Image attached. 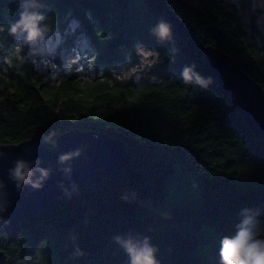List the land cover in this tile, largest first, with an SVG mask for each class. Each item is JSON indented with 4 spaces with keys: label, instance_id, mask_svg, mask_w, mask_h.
I'll return each instance as SVG.
<instances>
[{
    "label": "trees",
    "instance_id": "obj_1",
    "mask_svg": "<svg viewBox=\"0 0 264 264\" xmlns=\"http://www.w3.org/2000/svg\"><path fill=\"white\" fill-rule=\"evenodd\" d=\"M27 2L46 15L47 37L63 39L55 65L85 50L101 78L62 70L51 86L32 63L0 72V145L42 135L50 146L73 129L104 133L125 143L131 176L120 187L106 181L82 189L0 233V264L34 253L39 264H128L112 237L129 233L150 236L161 264H219L220 239L235 231L239 210L264 211V144L222 90L203 48L227 53L264 89V46L225 16L219 0ZM17 3L0 0V26L18 19ZM160 21L171 26L163 41L151 31ZM137 48L156 60L137 79L142 87L113 74L136 62ZM192 65L212 78L206 89L182 84V69ZM76 245L83 257H72Z\"/></svg>",
    "mask_w": 264,
    "mask_h": 264
},
{
    "label": "water",
    "instance_id": "obj_2",
    "mask_svg": "<svg viewBox=\"0 0 264 264\" xmlns=\"http://www.w3.org/2000/svg\"><path fill=\"white\" fill-rule=\"evenodd\" d=\"M203 51L222 90L264 144V89L227 53L213 47H205ZM77 150L80 151L79 156L59 164L62 154ZM0 152L3 153L0 156V180L6 185L3 191L8 193L6 199L10 202L7 212L0 213V218L10 221V224L0 225L3 229L0 233L18 229L22 222L44 214L82 189H98L106 181L120 187L131 176V158L125 143L104 133L73 129L58 136L50 146L42 135H36L17 145H0ZM16 160L30 163L35 173L33 179L39 178L34 161L39 160V167L50 170L42 190L24 185L23 191L17 193L8 177V171ZM68 168H71L70 174L64 171ZM2 259L3 254L0 253Z\"/></svg>",
    "mask_w": 264,
    "mask_h": 264
},
{
    "label": "clouds",
    "instance_id": "obj_3",
    "mask_svg": "<svg viewBox=\"0 0 264 264\" xmlns=\"http://www.w3.org/2000/svg\"><path fill=\"white\" fill-rule=\"evenodd\" d=\"M245 2L247 3V9L244 8ZM17 7L20 9L18 19L10 25L0 26V33L6 31L8 35L14 37L11 43L0 42V49L6 47L9 50L8 55L4 58L8 64H11L13 59L22 63L27 54L40 55L42 45L51 31L46 15L39 11H30L27 0H18ZM31 7H36V5H31ZM238 9L240 11L247 10L255 15L257 26L264 30V0H240ZM151 31L160 41L171 36V26L164 21H160L157 27ZM25 49H27V52H25ZM140 51V48L136 49L137 53H140ZM155 63L156 60H153V64ZM145 67L151 68L152 65L146 64ZM195 67V65L185 66L182 69L181 82L185 87L198 91L206 89L213 83V80L211 77L205 79L195 72ZM131 76L132 71L126 69L117 78L126 80ZM136 83L138 87L143 86L137 78ZM79 155V150L74 153L62 154L59 157V164H63L73 156ZM0 156H3L2 152H0ZM33 163L37 165L35 172L39 173L38 179H33L35 173L27 161L16 160L14 166L9 169L8 177L13 182L17 193L23 191L24 185H29L34 190H42L44 182L49 178V169L39 167V160ZM64 171L70 174L71 168L64 169ZM5 187V183L0 180V213L7 212L10 203L6 199L8 193L3 191ZM121 199L127 200V197H121ZM238 215L240 219L235 226V231L231 235H225L220 239L218 248L219 264H264V211L242 208L239 210ZM5 224H10V221L0 218V225ZM0 231H3V229H0ZM73 239L75 240V237ZM112 240L123 250L128 258V264H161L157 257L159 248L152 243L150 236L129 233L113 236ZM229 245L234 246V250H230L226 254V247ZM84 255L85 252L81 250L79 245H76L72 257L78 258ZM20 264H39V254L34 253L25 256Z\"/></svg>",
    "mask_w": 264,
    "mask_h": 264
},
{
    "label": "rangeland",
    "instance_id": "obj_4",
    "mask_svg": "<svg viewBox=\"0 0 264 264\" xmlns=\"http://www.w3.org/2000/svg\"><path fill=\"white\" fill-rule=\"evenodd\" d=\"M220 7L222 12L226 17L232 18L233 21L238 24L248 36L255 40L259 46H264V30L261 27H258L256 24V16L252 13L245 11H240L238 5L240 0H219ZM244 8L247 9V3H244ZM62 38L57 36L56 38L47 37L45 42L42 45V51L40 55L27 54L24 57L23 62H18L12 60L11 64H8L4 59L9 50L5 47L0 49V72H7L8 68L20 67L25 63H32L34 68L38 72V76L43 82H48L51 86L58 84L57 79H59V73L63 70L64 74L67 77L72 76L74 73H77L80 79H87L92 82L93 79L101 78L100 70L95 71L91 66V61L88 62L84 54H76L74 59L67 60L66 64H63V67L55 65V60L58 55V47L62 42ZM0 42H2L0 35ZM79 41H75V43ZM81 49H83L82 43L79 44ZM27 52V49H25ZM155 56L153 53L145 50H141L138 53V57L135 63L130 64L128 68H119L118 70L113 71L115 75H122L126 69L132 71V76L134 79H139L143 73L148 69L145 67L146 64H153ZM75 64V65H73ZM142 69V70H141Z\"/></svg>",
    "mask_w": 264,
    "mask_h": 264
},
{
    "label": "snow or ice",
    "instance_id": "obj_5",
    "mask_svg": "<svg viewBox=\"0 0 264 264\" xmlns=\"http://www.w3.org/2000/svg\"><path fill=\"white\" fill-rule=\"evenodd\" d=\"M230 250H234V246H231V245L227 246V247H226V254H227Z\"/></svg>",
    "mask_w": 264,
    "mask_h": 264
}]
</instances>
